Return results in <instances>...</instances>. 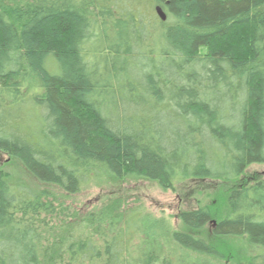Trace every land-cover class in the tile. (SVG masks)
Listing matches in <instances>:
<instances>
[{"label": "trees", "instance_id": "16d2710c", "mask_svg": "<svg viewBox=\"0 0 264 264\" xmlns=\"http://www.w3.org/2000/svg\"><path fill=\"white\" fill-rule=\"evenodd\" d=\"M0 152L68 195L104 178L232 184L229 215L183 211L188 232L116 207L65 243L77 213L0 169V264H211L171 249L221 256L192 234L215 217V238L264 250V178L239 181L264 164V0H0Z\"/></svg>", "mask_w": 264, "mask_h": 264}, {"label": "rangeland", "instance_id": "374dc122", "mask_svg": "<svg viewBox=\"0 0 264 264\" xmlns=\"http://www.w3.org/2000/svg\"><path fill=\"white\" fill-rule=\"evenodd\" d=\"M27 91L31 92L32 88L27 86ZM0 169L13 179L24 182L38 191H49V199L57 211L68 209L71 213H77L75 218H70L72 223L69 225L73 229L68 233H63L61 240L65 243L70 241L66 239L70 232L74 237L68 239L74 240L80 235L84 236L89 231L84 225L81 228L77 227L82 217L97 211H111L116 207L118 208L116 213H119V217L122 218L120 221L126 219L129 214L138 213L136 215L141 214V222L144 218H147L148 221H152L151 219L154 218L163 219L170 224L171 229L187 232L189 230L185 229L179 221V215L183 211L209 207L211 210L217 211L216 213H219L220 218L228 216L230 213L228 208H224V201L232 184L225 185L218 181L176 182L172 189H163L157 182L144 178H104L101 181L85 184L77 193L68 195L56 186L38 184L17 161L3 152H0ZM263 178L264 164H253L246 169L239 181L242 185ZM216 220V217L212 218L203 230L191 233L215 247L221 256L197 255L181 250L175 245L171 249V254L175 257L182 254L190 260H205L211 264H247L251 257L259 256L256 258L255 263L264 264V250L248 246L240 238H215L212 229ZM142 225L144 228L146 224L142 222ZM140 233H143L142 229ZM56 234L61 237L59 230L53 235L49 234L44 237L42 251L46 248L49 249V253L46 254L47 258H50L52 254L54 255L60 247L57 243L61 240L54 239ZM144 237L142 235L140 240ZM55 244L56 246H54ZM160 244L170 245L169 242H164L163 239ZM41 256L44 258L43 255Z\"/></svg>", "mask_w": 264, "mask_h": 264}, {"label": "water", "instance_id": "95a60500", "mask_svg": "<svg viewBox=\"0 0 264 264\" xmlns=\"http://www.w3.org/2000/svg\"><path fill=\"white\" fill-rule=\"evenodd\" d=\"M155 13H156L157 17L161 21H165L166 20V15H165L164 11L160 7H156L155 8Z\"/></svg>", "mask_w": 264, "mask_h": 264}]
</instances>
